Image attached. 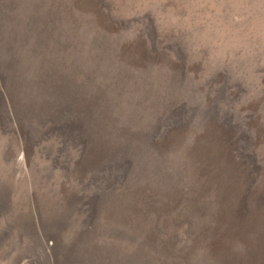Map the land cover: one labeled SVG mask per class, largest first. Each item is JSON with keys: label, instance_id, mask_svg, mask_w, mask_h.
Returning <instances> with one entry per match:
<instances>
[{"label": "rangeland", "instance_id": "1", "mask_svg": "<svg viewBox=\"0 0 264 264\" xmlns=\"http://www.w3.org/2000/svg\"><path fill=\"white\" fill-rule=\"evenodd\" d=\"M0 264H264V0H0Z\"/></svg>", "mask_w": 264, "mask_h": 264}, {"label": "bare ground", "instance_id": "2", "mask_svg": "<svg viewBox=\"0 0 264 264\" xmlns=\"http://www.w3.org/2000/svg\"><path fill=\"white\" fill-rule=\"evenodd\" d=\"M64 130V129H63ZM59 131V130H58ZM66 131V130H65ZM46 134V133H45ZM51 135H57L59 137V144H60V147L64 146L67 144V136L68 135H65V133H61V132H53L52 130H49L48 131V135L47 136H51ZM46 136V137H47ZM70 136V135H69ZM39 137V136H38ZM45 138V137H44ZM70 139V137H69ZM73 140V139H72ZM44 144V143H43ZM79 144V143H78ZM72 145V144H71ZM73 145L75 147H77V143L73 142ZM45 151V150H44ZM47 152V151H46ZM49 153V152H48ZM46 155V154H45ZM47 156V155H46ZM54 157V156H53ZM52 158V157H51ZM54 160V159H53ZM121 163V162H120ZM125 163V162H124ZM116 174V173H115ZM119 174V173H118ZM117 175V174H116ZM120 177V176H119ZM115 178V177H114Z\"/></svg>", "mask_w": 264, "mask_h": 264}]
</instances>
